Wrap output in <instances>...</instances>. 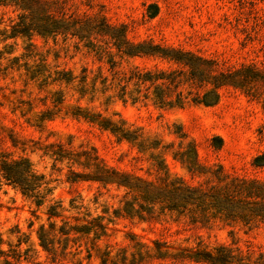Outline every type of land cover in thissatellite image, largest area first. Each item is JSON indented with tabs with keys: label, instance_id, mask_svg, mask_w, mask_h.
<instances>
[{
	"label": "rangeland",
	"instance_id": "obj_1",
	"mask_svg": "<svg viewBox=\"0 0 264 264\" xmlns=\"http://www.w3.org/2000/svg\"><path fill=\"white\" fill-rule=\"evenodd\" d=\"M53 1L64 25L45 35L12 36L21 10L0 6V152L28 159L45 183L40 205L0 190V264H208L197 253L219 246L241 259L233 264H264V221L210 209L192 222L191 205L74 179L99 164L162 189L216 184L218 166L264 182L253 165L264 155V0ZM121 39L146 53L127 55ZM158 48L210 71L193 76ZM210 91L216 100L204 105ZM194 153L206 173L189 172ZM126 202L138 213L126 214Z\"/></svg>",
	"mask_w": 264,
	"mask_h": 264
},
{
	"label": "trees",
	"instance_id": "obj_2",
	"mask_svg": "<svg viewBox=\"0 0 264 264\" xmlns=\"http://www.w3.org/2000/svg\"><path fill=\"white\" fill-rule=\"evenodd\" d=\"M0 6H16L21 10V13L18 15L19 21L12 26V36L15 34L28 36L29 31H36L38 34L45 35L46 33L57 32V29L64 25L62 17L60 19H52L53 13L57 9L63 11V6H59L53 0H0ZM50 20H52L51 23H49ZM104 28L105 30H113L108 25H105ZM121 43L127 45L125 51L127 55L133 56L139 52L146 53L143 45L132 46L127 44V41L123 39H121ZM154 51L175 62L188 65L191 68V75L193 76L198 75L202 78L205 71L206 74L210 71L208 67L207 69L199 70L200 66L210 63L200 57H193L192 54L174 49L158 48L154 49ZM200 78L198 80L201 81L202 79ZM208 96H212V99L207 100ZM198 98L199 96L193 100L197 101ZM215 100V93L210 91L203 95L201 102L204 105H211ZM123 137L130 138L126 133L123 134ZM82 155H84L85 159H90L86 153H82ZM94 158V160L97 159V157ZM192 158L194 159L192 163L194 165H190L189 172L192 174H196L197 172L206 173L207 171L204 169V166L195 165V153L192 155ZM254 162V166H264V155L256 157ZM94 169L95 171L91 176L81 177V175L74 174V179L78 177L84 180L105 183L114 180L118 185L145 193L146 195L143 197L145 201L155 202L159 200V202H167L169 209L173 210H177L178 207L186 209L187 206L191 205L192 209L189 212L191 213L192 222L197 221L194 214L203 215V220L207 221L206 211L210 209L214 210V214H220L224 220L228 221L239 219L244 224H250L254 219L264 221V182L247 181L237 176H231L224 173L221 166L210 171L212 180L216 184L202 188L201 186L184 185L181 181H177L173 183L171 189L158 188L148 182L141 185L139 179L131 181L128 175L107 169L103 165L95 164ZM43 184H45L43 176L36 174L28 159L21 157L12 159L0 152V190L4 186H10L19 190L22 194L34 197L36 205H40V189L43 187ZM143 207L147 213H150L149 207L139 205V208L143 209ZM123 210L128 215L132 214V212L138 213L139 211L134 210L133 206L128 202L125 203ZM50 214L52 216L54 213ZM40 240L41 245L46 247L42 235ZM216 252V255H211L210 253L197 254H202V260L208 264H233L234 261H241V259L233 257L231 251L224 246L216 248Z\"/></svg>",
	"mask_w": 264,
	"mask_h": 264
}]
</instances>
